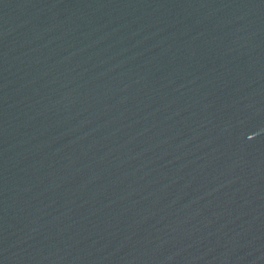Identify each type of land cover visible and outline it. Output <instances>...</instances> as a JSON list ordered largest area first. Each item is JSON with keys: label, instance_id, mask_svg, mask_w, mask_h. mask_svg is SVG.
I'll return each instance as SVG.
<instances>
[{"label": "water", "instance_id": "water-1", "mask_svg": "<svg viewBox=\"0 0 264 264\" xmlns=\"http://www.w3.org/2000/svg\"><path fill=\"white\" fill-rule=\"evenodd\" d=\"M0 264H264V0H0Z\"/></svg>", "mask_w": 264, "mask_h": 264}]
</instances>
